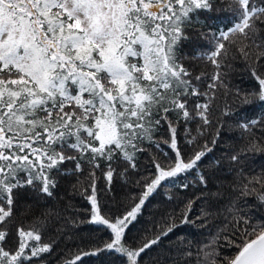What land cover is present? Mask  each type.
I'll return each instance as SVG.
<instances>
[{"label":"snow or ice","instance_id":"snow-or-ice-1","mask_svg":"<svg viewBox=\"0 0 264 264\" xmlns=\"http://www.w3.org/2000/svg\"><path fill=\"white\" fill-rule=\"evenodd\" d=\"M257 154L264 0H0V264H264Z\"/></svg>","mask_w":264,"mask_h":264},{"label":"trees","instance_id":"trees-1","mask_svg":"<svg viewBox=\"0 0 264 264\" xmlns=\"http://www.w3.org/2000/svg\"><path fill=\"white\" fill-rule=\"evenodd\" d=\"M244 87H250L251 82L247 81L245 79L244 81ZM260 111L259 108H249L248 109V114L251 115L253 112H258ZM239 139V134L234 133V134H229L224 137V143L220 145V148H227L229 144L234 143L235 140ZM221 154L219 148L216 150L215 155L219 156ZM252 166L253 168L259 172L261 168H264V155L257 154L253 161H252ZM116 190L119 193L118 199L123 201L124 200V192L125 190H122L120 188V185H116ZM161 192H167L168 194L171 195H176V190L174 188H165L162 189ZM162 199L161 196H156L150 204H148L147 208L144 210V215L141 217L140 222L135 225L129 232V240L131 241L133 238H138L141 236L143 233L141 229L151 227L150 224H148V221L153 220V218H156L157 220L160 218V212L158 209L162 207V205L159 203V201ZM172 205L169 206V211H171ZM90 230V229H89ZM184 233H191L192 236H197V230L193 229L191 226L185 227L182 230ZM168 241H165V244H167ZM87 250V249H85ZM75 251V249H73ZM112 257L108 255H104L102 257H86L84 258V264H111Z\"/></svg>","mask_w":264,"mask_h":264}]
</instances>
